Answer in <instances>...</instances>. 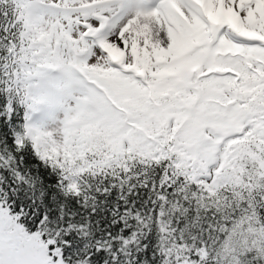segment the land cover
Returning a JSON list of instances; mask_svg holds the SVG:
<instances>
[{"label": "snow or ice", "instance_id": "obj_1", "mask_svg": "<svg viewBox=\"0 0 264 264\" xmlns=\"http://www.w3.org/2000/svg\"><path fill=\"white\" fill-rule=\"evenodd\" d=\"M0 264H264V0H0Z\"/></svg>", "mask_w": 264, "mask_h": 264}]
</instances>
